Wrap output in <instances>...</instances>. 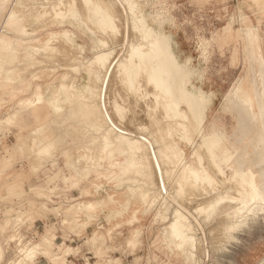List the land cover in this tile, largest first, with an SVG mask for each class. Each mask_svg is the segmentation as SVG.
I'll list each match as a JSON object with an SVG mask.
<instances>
[{
    "label": "rangeland",
    "instance_id": "obj_1",
    "mask_svg": "<svg viewBox=\"0 0 264 264\" xmlns=\"http://www.w3.org/2000/svg\"><path fill=\"white\" fill-rule=\"evenodd\" d=\"M21 1L0 0V38H5L9 45V49L3 51L4 56L0 57V264H264V210L260 211L264 208V200L254 204L258 208L254 217H251L249 207L244 208L245 212L242 210L243 205L239 211L242 214L237 213L238 218L236 214L227 216L225 211H230L229 205H235L229 202L210 214L205 207L213 197H217L218 191L212 192L213 186L206 183L189 182L187 167L183 165V172L182 165L176 166L178 157L171 158L172 162L164 157L158 160L161 168L164 167L162 171L166 173L163 175L166 185L170 186L168 190L174 194H171L175 197L173 201L165 197L157 199L156 174L154 170L150 172L144 158L141 162L133 158L124 168V178H115L120 172L116 163L122 157L110 158L107 152L110 149L103 150L100 144V131L95 133L92 127L95 123L104 124L102 108L112 114L115 124L124 125L123 128L134 134L151 133L160 141L158 145H163L167 138L156 134L159 127L154 120L157 116H164L161 111L159 114V106L164 102L163 94L149 81L141 83L138 79L142 74L138 78V74L133 72L135 74L128 77L126 72L119 73V67L114 69L127 52V45L123 44L124 29L127 27L128 40L133 38L136 41L139 37L131 30V19L121 4L113 0L117 22L122 25L118 23L120 35L116 34L118 39L113 38V41L89 21L87 25H92L93 33L84 26L72 25L69 19L56 17L55 13L61 10L62 14L73 9L83 13L82 7L85 6H80L81 0ZM134 1L148 17L149 24L156 26L152 18L163 20L162 29L177 41L176 53L182 60L190 59V65L200 69L202 78L194 79V82L205 91L215 93L207 117L220 120L227 128L230 140L236 143L238 129L235 121L230 113H223L220 108L226 94L234 93L236 98L239 95L250 118L249 127L256 125L262 135L260 151L264 155V0ZM73 3L78 5V9L72 6ZM11 7L15 9L17 18L9 21L6 18ZM63 30H68L69 35L64 36ZM104 36L109 39L104 49L113 51L110 55L113 62L100 105L99 95L95 94L100 93L102 81L99 78L103 79L105 73L102 70L106 68L92 64L90 68L94 69L88 72L82 64H88L85 62L97 51L92 50L94 39ZM38 44L42 47L36 48ZM12 54L16 55L14 62H10ZM26 56L33 58L30 57L26 63ZM109 58L105 65L110 62ZM101 73L103 76L99 75ZM91 78H95L94 84ZM130 83L132 87L128 85ZM60 85L66 92L60 95L59 101H55ZM136 85L139 86L135 88ZM87 86L90 92L86 91ZM112 104L114 110L119 108L116 114ZM90 105L96 108H90ZM179 105L178 109L189 115L188 109L184 110V103ZM75 107L77 113H73L76 112ZM93 109L99 111L96 113ZM178 120L185 122L174 119ZM58 123L60 127L53 126ZM179 144L189 157L192 147L182 141ZM196 144L195 147L198 146ZM163 147L160 145L161 152H170L168 146L167 149ZM202 149L199 153L203 156ZM204 159L211 176L217 175V179L212 178L214 183H219L215 185L220 192L230 180L227 181L224 174L220 175ZM195 160L192 161L195 163ZM88 167L87 174H78L79 170ZM170 179L174 180L169 182ZM220 181H224V185ZM88 201L95 203L94 206L86 207ZM176 208H180L184 217L187 216L179 221L182 237L193 239L183 240L181 248L169 242ZM115 211L117 215H114ZM237 219L239 221L236 222Z\"/></svg>",
    "mask_w": 264,
    "mask_h": 264
},
{
    "label": "bare ground",
    "instance_id": "obj_2",
    "mask_svg": "<svg viewBox=\"0 0 264 264\" xmlns=\"http://www.w3.org/2000/svg\"><path fill=\"white\" fill-rule=\"evenodd\" d=\"M81 1L83 3L80 6H82L83 4L85 6V8L82 7L83 13L82 12L79 13L80 11H78L79 9L77 8L78 5L76 6L73 3L74 5H72V6H76V8L78 10L73 9L70 13L66 11L68 14L60 13L62 11L61 10L59 13L58 12L55 13L56 17L58 16L59 18L61 17L62 19H69L70 20L69 23H71L72 25L75 24L78 27L84 26L87 28V30L89 32L93 33L94 28L91 27L92 25L91 26L87 25L88 24L87 22L89 21L91 24L96 26L95 27L96 30L100 31L101 34L102 33L106 34L107 36L112 38V40H113V38L118 37V36H115L116 34L120 35L119 34V27H118L119 22H117V18H116V16H118V15L116 12L114 13L115 10H114V5H113V0H81ZM116 1L119 4H121L124 13L126 15H129V17H130L129 19H131L130 28H131V30L134 31V35L136 36V34H137L139 37L138 38L134 37V39L137 38L136 41H134L133 38L131 40H128L129 37L127 36V33H126L127 27L124 29V33L123 34L121 33V34L123 35V42H124L123 44L127 45V46L124 45L126 47L127 52H125L126 55L123 54L124 55L123 58L121 56V59L119 60L120 62L118 65H116V64H115L116 66L113 65L114 69H115V67H119V73H120V71H123L122 73L126 72L127 76L128 75L131 76V73H132V75L137 73L138 78H139V75L142 74V76L138 79L141 83H143L145 81H149L152 84V87L153 88L155 87L154 89L158 90L159 92H161L163 94L164 102H162L159 106V114L161 111V113H164V116L162 118L157 116V118H154V120L156 122L157 127H159V130H158L159 132H156V134L159 133L158 136L162 135L164 137H167V138H165V142H163V145L162 144H160V145L164 146L163 149H167L169 147L171 150L169 153L161 152L160 151V145H158V142H160V141H158L154 137V135L151 133H147L148 135H146V134H143L144 133V131H143V133L134 134L132 131L123 128L124 125L120 126V124L119 125L115 124L113 122V120H114L113 117L111 118L112 114L109 115L108 114L109 112L107 113L105 108L103 109L101 107L103 110V114H104V118H103L105 120L103 122L104 124L103 125H100V124L97 125V123H95V125H93L92 127L95 129V133H96V131H100V133H99L100 134V136H99L100 144H101L103 150L104 149H110L109 151H107V152H109V157L110 158H113L115 156L122 157V160L120 162L116 163V165L119 166L120 172L118 174L116 173L117 175L115 176V178L118 180L124 178L123 177V175H124L123 173L125 172L124 168H125V166L128 167L126 164L127 163L130 164L132 162L133 158H135L136 161L139 160L140 162L144 158V162H145V159L148 162V164L145 163V166L147 164V168L150 170V172H151V170L152 171L154 170V172L156 174L155 178H157V179L155 181H157L156 187H157V192L159 193L156 195V193H155L156 191L153 192L158 197V198L157 197L156 198L159 200L161 198L164 199V197L168 198V199L172 198V201H173V198H175V197H173L174 194L171 193L172 190L170 192L168 190V187H170V186H169L168 182H167L168 186L166 185V181L164 180V175H163V173H165V172L162 171V169L164 167L161 168L162 165L159 164V161H161V157H164L165 159L170 160L172 162L171 158L178 157V160L175 162L176 166L182 165V167H183V165H185V167H187V170H188L187 175H189V182H193V183L195 182L196 184L197 183L198 184L206 183V184L213 186V188L211 189L212 192L218 191L217 197H213L215 199L213 200V198H212V201L210 203H208V205L205 207V210H207L210 214L217 212L218 210H220L221 207H224L226 202H229V203H233L235 205H229L230 211H225V214L227 216H228V214L229 215L236 214V216H237V213L242 209L241 207L243 205L242 210H244V212H245V210L249 207L248 209H250L251 212H250V210H248V211L250 213H252L251 217H254L255 215L258 214V212H257L258 208H256V206L254 204L258 205L259 201L261 202L262 200H264V155L262 154V151H260L261 150L260 144L262 142V135L257 130L258 127L256 125L249 127L250 118L247 115L246 107L243 104L241 98L239 97V95L237 98L234 97V93H232L231 95L226 94L223 97V103L221 104V108H220L223 113L224 112L230 113L231 116L233 117L234 121H235V124H236L237 129H238V133H237L238 134V138H237L238 143H236V142L230 140V138L228 136V130L222 124V122L220 120H218L216 118H212L210 120L208 119L207 115H208V112L212 108V105H213V102L215 99V93L213 91L207 92L201 87V85H196V83L194 82V79H201L202 78V73H201L200 69L192 67L190 65V59L182 60L180 58V56L176 53L177 41L174 39L172 34L166 33L162 29L163 20L157 19V18L156 19L152 18V21L156 23V26L149 24L148 17L145 15L144 11L140 8V6L137 2H135L134 0H116ZM20 2H22V1L20 0ZM73 2H74V0H73ZM115 9H116V7H115ZM15 14H16L15 9H12V7H11L10 11L8 12L6 19L10 21L14 18H17V17H15ZM81 14H83V15H81ZM125 17H127V16H125ZM119 19H121V18L119 17ZM20 20H22V18H20ZM120 21H122V20H120ZM119 24L121 25V23H119ZM122 28H120V30ZM133 31H132V33H133ZM23 33H25V32H23ZM63 35L68 36L69 35L68 30H63ZM96 35H97V33H96ZM95 37H98V36H95ZM101 37L94 39V46H93L92 50H97V51H95V53L93 54V56L90 60L85 62L88 64H86V65L84 63L82 64V65H84L85 69L88 72H90V70H91L90 67H93L92 64L97 65V67L99 65L101 67V69H102V67L106 68V69L104 68L105 70H102V72L104 71V73H105V74L103 73L104 76L102 75V73L99 74V75L103 76V79L98 77L99 81H102L101 88L99 90L100 93L95 94V95H99L100 105H102V103H103V93H105V91H106V90H104V88L107 87V86L105 87L106 79L108 78L107 74L109 73L110 69L112 68L111 64L113 62V60H111L113 58V57H111L113 54V51L111 49H104V48H107L106 47L107 46V40H109V39H107L105 36L104 37L106 38V40H105V38H101ZM116 39H118V38H116ZM116 41H118V40H116ZM121 41H122V39H121ZM110 42H111V40H110ZM78 45L80 46V44H78ZM78 45H77V47H78ZM35 47L39 48V47H42V45L38 44ZM6 49H9L8 41L5 38H0V57L4 56L2 54H4L3 51ZM12 56H13L12 58L14 60L12 59L13 61L10 60V62L16 61L14 58L16 55L12 54ZM106 56L111 57V58L108 57L110 59V62L107 65H105L106 61L108 62V58H106ZM29 58H28V56H26L24 62L27 63L29 61ZM31 58H33V57H31ZM115 62L116 61H114V63ZM62 65H64V64H62ZM82 65H81V67H82ZM0 66H1V64H0ZM73 68H74V66L71 69H73ZM12 69H14V68H12ZM93 69L94 68H92V70ZM83 70L84 69L82 68V71ZM97 71H98V69H97ZM84 72L86 73L85 70H84ZM133 72H135V73H133ZM97 73L95 76H98ZM114 75H115V71H114ZM116 75H117V72H116ZM95 76H93V77H95ZM112 76L113 75H111V77ZM95 78H97V77H95ZM131 78H133V77H131ZM94 79H92V80H94ZM131 80H132L131 82L134 81L133 79H131ZM99 81H98V83H99ZM135 81H136V79H135ZM94 82H95V80L93 81V84H94ZM96 82H97V80H96ZM149 82H148V84H149ZM122 83H124V82H122ZM109 84H110V82H109ZM109 84L107 82V85H109ZM98 85L100 87V84H98ZM128 85H131V83ZM132 85H131V87H132ZM146 85H147V83H146ZM88 86H90V85H88ZM88 86L86 88V91L90 92L91 90ZM138 86L136 85L135 88ZM99 87H98V89H99ZM94 88H95V86H94ZM68 90H67V92H68ZM132 90H133V88H132ZM136 91H137V89H136ZM65 92L66 91L63 90V85H60V90L58 91L54 100L59 101L60 95L65 94ZM87 94L89 95V93H87ZM92 94H90V95H92ZM146 94L149 95V93H146ZM150 94H151V92H150ZM38 95H40V93H38ZM88 95H86V96H88ZM72 96H74V93ZM156 96H155V98H156ZM93 97H94V94H93ZM97 97L98 96H96V98ZM90 98H92V96ZM106 98H108V96ZM71 99L73 100L74 98H71ZM71 99H70V101H71ZM82 100H83V97H82ZM93 100H95V99H93ZM76 101H74V102H76ZM106 102H108V101H106ZM180 102L184 103V105H185L184 110H186V108H187L189 111V112L187 111L189 115H186V113L184 114L183 112H181L182 111L181 109L180 110L178 109V107L180 106L179 105ZM92 103L95 104L94 101ZM73 104H75V103H73ZM89 104H90V102H89ZM98 104L96 106H99ZM75 106H77V105L75 104ZM87 106L89 107V105H87ZM92 106L90 105V108H92ZM108 106L110 107V104ZM76 108L77 107H75V110H76ZM93 108H96V107L93 106ZM70 109L72 110V107H70ZM79 109H81V107ZM83 109H85V108H83ZM97 109H98V107H97ZM93 110L96 112L95 109H93ZM113 110H114V105H113ZM116 110H119V108L118 109L116 108L114 110V112H113L114 114H116L115 113ZM72 111H74V110H72ZM98 111L99 110H97V112ZM77 112H78V110H76V112H73V113H77ZM117 114H119V113H117ZM85 117H83V118H85ZM83 118H81V119H83ZM96 118H98V117H96ZM173 118L174 119H182V120H185V122L183 121L184 122L183 123L179 120L174 121ZM88 119H90V118H88ZM172 119H173V121H172ZM86 121H87V118H86ZM96 121H100V120H96ZM67 122H64V123H67ZM88 123H90V122H88ZM184 124H186V125H184ZM53 126L60 127L61 124L58 123V124H55ZM140 128H142V127H140ZM75 131H76V129H75ZM147 131L149 132V130H147ZM67 132H69V131H67ZM63 134H65V133H63ZM194 136L197 137V139H195ZM175 137L178 140H176ZM84 138H85V136H84ZM88 139H89V137L87 138V140ZM92 140H93V138H92ZM180 141L184 142L185 145L189 144V146L192 147V152L189 155V157H187L185 155L184 148H182L179 144ZM196 142L199 143V145L196 144ZM195 144H196V146L198 145L199 147L198 146L195 147ZM201 148H203L202 149L203 150V156L199 153V149H201ZM89 150H90V148H89ZM164 151H166V150H164ZM84 153H85V151H84ZM106 153H104V154H106ZM86 155H87V153H86ZM104 156H106V158H107V155H104ZM82 157L87 158V156H82ZM88 157L90 158V156H88ZM96 157H97V155H96ZM204 158L207 159L206 162L208 161V163L211 165L212 168H214L218 173L220 172V175L224 174L227 177V181L230 180V182L228 183L229 185L225 189L221 190L220 192H219V189L216 188L217 185H215L217 183V181H216V183H214L215 182L214 178L217 179V177H216L217 175L211 176V174L209 173V171H211V170H208L210 167H208V168L206 167L207 164L204 163V160H205ZM193 159H196L195 163L192 161ZM76 160H78V158ZM136 161H134V162H136ZM139 166H137V167H139ZM143 167H144V165H143ZM168 168L169 167H167L166 169H168ZM177 168H178V166H177ZM89 169H90L89 167L81 169V170H79L78 174L79 175L80 174L81 175L87 174L89 172ZM145 170H147V169L145 168ZM184 170L185 169L183 167V172H184ZM177 173L178 172H176V175L179 174V173L178 174ZM76 174H77V172H76ZM140 174H142L141 171H140ZM165 175H166V173H165ZM168 175H171V174L168 173ZM184 175H185V173H184ZM141 176H143V175H141ZM147 176H150V175L147 174ZM145 177H144V179H145ZM182 177H184V176L182 175ZM212 177H214V178H212ZM148 178L146 180H149ZM173 178H176V177H173ZM218 179H220V178H218ZM172 180H174V179H170L169 182ZM143 181H145V180H143ZM185 181H186V179H185ZM220 183L223 184L224 181H222V182L220 181ZM176 184L177 183L175 182V185ZM217 184H219V183H217ZM144 185H146V184H144ZM128 186L130 188V185H128ZM132 186H131L130 190L133 189ZM188 186H189V184H188ZM178 187H180V185ZM183 187L185 188V186H183ZM200 187H201V185H200ZM200 187H198V188H200ZM148 188H150V187H148ZM176 189H177V186H176ZM178 190H179V188H178ZM233 190H234V192H233V194H231L230 192ZM208 191L210 192V190H208ZM208 191H207V193H208ZM146 194H148V193H146ZM171 194L173 196H171ZM142 196L143 195H141V197ZM149 196H151V198L153 197L152 194ZM169 196H171V197L169 198ZM181 196H183V195H181ZM210 196H212V195H210ZM131 197H132V195H131ZM209 198H211V197H209ZM157 199H155L154 201L157 202L156 201ZM141 200H142V198H141ZM165 200H167V199H165ZM179 200H180V198H179ZM256 201H258V202H256ZM128 203H130V201ZM94 204L95 203L88 201L85 204V206L91 207V206H94ZM179 205H180V203L178 204V206ZM260 206H262V205H260ZM244 208H246V209H244ZM179 209L176 208L173 211V217H172V223H171L172 227H173V229H172L173 233L171 230H169V231H171L170 235H172L171 236L172 239L170 238L169 242L172 243L177 248H181L182 244H183V240H186L184 237H182L183 235H181L180 230H179L180 228H178V226L180 223L179 222L180 219L183 220V218H186L187 216L184 217L183 213H181V211ZM260 209H261L260 211L264 210V208H260ZM119 211H120V209H119ZM115 214L117 215L116 211L114 212V215ZM240 214H242V211ZM247 215H248V213H247ZM89 216H91V215H88V217ZM238 217H239V214H238L237 218ZM240 217H242V215H240ZM231 219H233V218H231ZM243 219L245 220L244 217H243ZM241 220L242 219H240V221ZM237 221H239V219H237L236 222ZM242 222L245 223V221H242ZM242 222H240V223H242ZM238 223H237V225H239ZM186 229H188V228L186 227ZM186 232H188V231H186ZM167 239H168V237H167ZM192 240L188 239V240H186V242L192 241ZM35 245H38V244H35ZM167 245H169V243H167ZM183 246H185V245H183Z\"/></svg>",
    "mask_w": 264,
    "mask_h": 264
}]
</instances>
